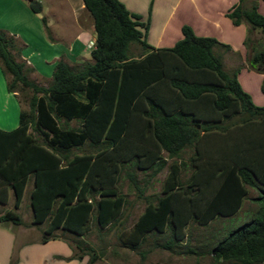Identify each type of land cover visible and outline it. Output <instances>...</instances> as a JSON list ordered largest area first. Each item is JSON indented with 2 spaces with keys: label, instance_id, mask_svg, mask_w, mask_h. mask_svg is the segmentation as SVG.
I'll return each mask as SVG.
<instances>
[{
  "label": "trees",
  "instance_id": "trees-1",
  "mask_svg": "<svg viewBox=\"0 0 264 264\" xmlns=\"http://www.w3.org/2000/svg\"><path fill=\"white\" fill-rule=\"evenodd\" d=\"M243 2L228 16L235 25L245 21L264 32L257 4L245 9ZM83 3L96 32L92 61L74 68L60 60L47 87L29 78L26 63L13 53L14 37L0 30V64L11 77L8 91L17 96L21 90L33 92L19 126L0 129V204L8 203L10 190L15 195V210L1 214L0 222L24 225L16 209L33 177V223L48 221L41 242L57 239L60 230L81 235L95 206L106 227L125 201L118 186L122 173L138 188L137 170L156 174L166 164L162 151L180 158L193 146L192 175L184 182V164L170 166L163 196L148 202L132 228L133 244L147 233L168 232L160 244L164 249L183 247L182 253L210 254L216 261L264 264V106L253 102L237 72L225 70L214 53L215 38L198 36L185 25L174 46L154 48L146 41L149 24L121 0ZM29 5L35 13L42 11L37 0ZM135 43L151 52L131 58ZM250 64L264 73V47ZM232 118L238 122L227 124ZM72 120L80 126L71 127ZM86 143L101 149L71 156L73 148ZM248 187L259 192L252 198L258 210L249 221L220 237L181 245L191 221L207 225L216 217L236 215Z\"/></svg>",
  "mask_w": 264,
  "mask_h": 264
},
{
  "label": "crops",
  "instance_id": "crops-1",
  "mask_svg": "<svg viewBox=\"0 0 264 264\" xmlns=\"http://www.w3.org/2000/svg\"><path fill=\"white\" fill-rule=\"evenodd\" d=\"M37 1L43 7L40 13H35L30 8V0H0V30L14 37L16 47L13 53L18 61L26 63L29 78L38 85L47 87L60 60L74 68L92 61L91 51L95 47L96 32L93 18L87 12L83 0ZM121 1L132 13L141 16V22L149 24L145 35L146 41L154 48L174 46L183 38L182 29L185 25L190 26L198 36L215 38L219 44L214 47V53L221 59L225 70L228 73L237 72L239 82L251 95L253 102L257 106H264V73L250 64L252 55L264 47V38L260 40L256 35H264V32L253 29L245 21L239 25L234 24L228 13L240 4V0ZM254 3L257 4L258 11L264 15L263 0H244L243 7L249 8ZM43 17L46 18L47 25L44 24ZM247 38H250L248 45ZM149 52L151 49L144 50L137 43L130 47V57L134 59H141ZM9 77L0 64V129L5 131L14 130L19 126V116L23 109L17 93L8 91ZM72 122H77L79 125L74 126ZM237 122L238 118H232L226 123L233 125ZM69 125L79 127L80 122L72 120ZM140 132L144 133L143 127ZM76 149L73 148L71 156L85 154L75 152ZM190 150V153H186ZM194 151L193 146L187 147L180 158H170L166 151H162L161 156L166 160V164L160 171L156 174H153L152 170L147 172L137 170V172L153 178L167 168L166 181L171 165H192ZM185 153L189 154L187 160H183ZM31 181L34 187V180L31 177L26 185L23 199ZM33 187L30 192V204ZM162 196L163 187L160 197ZM12 197L15 199L13 190H10L9 201L4 205L8 206ZM19 208L16 209L17 212ZM10 209L15 210V207L7 208L6 211ZM0 223L9 229L15 228L11 222ZM15 239V236L9 233L6 239L0 234V264H9L12 258L10 249ZM42 244L47 247L56 245L57 252L52 251L54 252L52 256L59 255L61 260L58 259L56 262L54 257V264H79L75 263L72 257L73 248L64 239H50Z\"/></svg>",
  "mask_w": 264,
  "mask_h": 264
},
{
  "label": "rangeland",
  "instance_id": "rangeland-1",
  "mask_svg": "<svg viewBox=\"0 0 264 264\" xmlns=\"http://www.w3.org/2000/svg\"><path fill=\"white\" fill-rule=\"evenodd\" d=\"M55 29V27H54ZM262 40L264 35H256ZM11 79V77H9ZM33 92L30 89L21 90L18 98L24 110H29L30 98ZM62 123V122H61ZM72 125H79L72 122ZM31 134L39 141L43 137L36 130L31 129ZM101 148L86 144L75 150L77 153L96 154ZM186 151V153H190ZM183 156L187 160L189 154ZM137 172V171H136ZM168 169L158 173L155 177L138 173V188L130 182L128 177L122 173L119 182V190L124 197L121 211L112 224L106 227L101 226L98 220L97 207L92 212L91 217L86 222V228L81 235L71 232L56 231L59 239H64L71 248L75 263L79 264H236L227 261H216L210 254L197 256L194 254L182 253L183 247H178L175 251H170L161 247L166 239V233H147L142 236L137 244L132 242V228L143 213L148 202H156L162 195V187ZM193 173V166L184 164L182 170V180L186 182ZM33 187L32 181L29 183L27 193L23 199L18 212L24 220V225L7 228L0 223L1 237L6 239L7 234L15 236V241L10 249L11 260L9 264H54L60 261L59 255L52 256L57 252L56 245L47 247L41 242L44 230L48 221L35 225L33 223V213L30 204V192ZM249 193L244 199L241 210L231 217H216L207 225H202L196 221H191L187 226L181 245L189 242L192 245L206 241L211 236H221L229 227L236 226L249 221L252 214L258 210L252 198L258 196L256 188L248 187ZM14 197L9 205H0V215L6 212L7 208H13ZM8 232V233H6ZM56 242H58L56 240ZM56 249V250H54ZM83 256V258H79ZM55 257V258H54ZM59 259V260H58ZM66 259V258H65ZM58 260V261H57Z\"/></svg>",
  "mask_w": 264,
  "mask_h": 264
}]
</instances>
